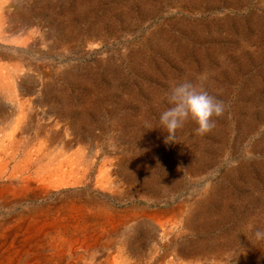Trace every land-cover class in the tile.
Wrapping results in <instances>:
<instances>
[{
  "label": "rangeland",
  "instance_id": "1",
  "mask_svg": "<svg viewBox=\"0 0 264 264\" xmlns=\"http://www.w3.org/2000/svg\"><path fill=\"white\" fill-rule=\"evenodd\" d=\"M201 74L224 115L166 141ZM0 143V178L36 180L0 218L74 244L34 232V264H264V0H0Z\"/></svg>",
  "mask_w": 264,
  "mask_h": 264
},
{
  "label": "bare ground",
  "instance_id": "2",
  "mask_svg": "<svg viewBox=\"0 0 264 264\" xmlns=\"http://www.w3.org/2000/svg\"><path fill=\"white\" fill-rule=\"evenodd\" d=\"M3 30V29H2ZM13 135V134H12ZM16 137V134H15ZM8 138V137H7ZM6 138V139H7ZM9 140V139H8ZM19 142V141H18ZM2 144V143H0ZM3 145V144H2ZM9 147V146H8ZM13 147V146H11ZM16 148V147H15ZM28 148V147H27ZM36 150V149H35ZM44 150V148H43ZM2 151V150H1ZM10 152V151H9ZM41 153V152H39ZM25 154V153H24ZM42 154V153H41ZM44 155V154H42ZM27 156V155H26ZM28 158V157H27ZM38 159V158H37ZM42 159V158H41ZM46 159V158H45ZM4 160V158H3ZM2 161V160H1ZM39 161V160H38ZM66 161V160H65ZM5 162V161H4ZM26 164V163H25ZM41 164V163H40ZM72 164V163H71ZM68 165V164H67ZM39 166V165H38ZM37 166V167H38ZM44 166V165H42ZM28 171V170H27ZM37 171V170H36ZM50 171L48 168H44L43 170H41L39 173L41 174V176L37 177V179L40 182H44L46 179H44L42 176L43 174L45 175L46 172ZM71 172V171H70ZM9 173V172H8ZM55 173V172H54ZM25 176V175H24ZM29 177V176H28ZM17 177L15 174H11L8 177H1L0 178V200H2L4 197L6 198H10L12 201H19V200H23L26 198V196L28 195L29 192H31L32 189V184L34 181H36L35 179L33 180H29V178L27 179V177L22 180L17 182ZM5 181H7L8 183L6 184ZM4 182V183H3ZM51 182V181H50ZM37 184V183H36ZM46 184V183H43ZM63 185V184H62ZM66 186V185H65ZM38 187V186H37ZM46 187V186H45ZM45 189V188H44ZM37 190V189H36ZM43 190V189H42ZM49 189H45L42 192H44L45 194L48 192ZM53 190V189H52ZM40 192V191H39ZM37 194V193H36ZM39 194V193H38ZM44 194V195H45ZM34 195V194H33ZM51 196V195H50ZM35 197H37L35 195ZM39 197V196H38ZM5 198V199H6ZM31 198V196H30ZM48 198V197H47ZM29 200V199H28ZM33 200V199H32ZM46 201V200H45ZM48 201V200H47ZM2 202V201H1ZM0 202V203H1ZM23 202V201H22ZM18 203V202H17ZM39 203V202H38ZM61 203V202H60ZM7 204V202H6ZM37 204V202H36ZM63 204V203H62ZM65 204V203H64ZM68 204V203H66ZM65 204V205H66ZM70 204V201H69ZM19 205V204H18ZM44 205V203H43ZM50 205V204H49ZM74 205V203H73ZM71 205V206H73ZM5 206V205H4ZM7 206V205H6ZM13 206V205H12ZM37 206V205H36ZM59 206V205H58ZM15 207V206H14ZM34 207V206H33ZM61 207V206H60ZM66 207V206H65ZM80 207V206H79ZM78 207V209H79ZM91 207V206H90ZM5 208V207H4ZM45 208V207H44ZM56 208V206H55ZM69 208V207H67ZM99 208V207H98ZM13 209V208H12ZM47 209V208H46ZM59 209V207H58ZM77 209V210H78ZM60 210V209H59ZM65 210V209H63ZM71 210V209H70ZM85 210V208H84ZM100 210V208H99ZM98 210V211H99ZM27 211V210H26ZM26 211L24 213H26ZM32 211V210H31ZM47 211V210H46ZM54 211V210H53ZM92 211V210H91ZM114 211V210H112ZM11 212V211H9ZM33 212V211H32ZM73 213L76 211H72ZM116 212V211H115ZM120 212V211H119ZM17 213V212H16ZM21 213V212H20ZM41 213V212H39ZM49 213V211H48ZM72 213V214H73ZM70 214V213H69ZM68 214V215H69ZM81 214V213H80ZM101 214V213H100ZM13 215V214H12ZM37 215V214H36ZM41 215V214H40ZM61 215V214H60ZM15 216V215H14ZM45 216V213H44ZM62 216V215H61ZM66 216V215H64ZM95 216V213L89 212V213H83L82 214V218L84 217L85 219H92ZM51 217V216H50ZM125 217V216H124ZM37 218V217H36ZM47 218V217H46ZM52 218V217H51ZM78 218V217H77ZM103 218V217H102ZM112 218H118V215H116V213H109V214H105V219L108 221H114L112 220ZM126 218V217H125ZM49 219V218H48ZM67 219V218H66ZM94 219V218H93ZM52 220V219H51ZM71 220V219H70ZM97 220V219H96ZM117 220V219H116ZM38 221V220H37ZM67 221V220H66ZM57 222V221H56ZM84 222V221H83ZM86 222L88 223L89 221L86 220ZM93 222V221H92ZM101 222V221H100ZM106 222V221H105ZM121 222V221H120ZM42 223V222H41ZM44 223V222H43ZM42 223V224H43ZM47 223V222H46ZM60 223V222H59ZM71 223V222H70ZM122 223V222H121ZM124 223V222H123ZM96 224V223H95ZM103 224V223H102ZM82 225V224H81ZM68 226V225H67ZM85 226V225H82ZM89 226V225H88ZM98 225H95L94 227L97 228ZM113 226V225H112ZM36 227V228H35ZM74 227V226H73ZM103 227V226H102ZM27 228V229H26ZM71 228V227H70ZM81 228V227H80ZM83 228V227H82ZM89 228V227H88ZM87 229V228H86ZM92 229V228H91ZM105 229V227H104ZM25 233H28L27 237L24 239L20 237V234L22 235V231H26ZM76 230V229H75ZM74 230V231H75ZM78 230V229H77ZM84 231V230H83ZM35 232L34 236L37 235H50L51 238L53 239L52 235L56 236L54 240H57V242L55 243H51V245H48L49 247H60V246H66V245H74L72 243V241L68 240L67 236V232L68 229L67 227L61 226V224H56L54 225V222L49 223L48 224H44L41 225V227L38 225H36V222L34 220V218L32 216H22L19 215L16 217H14L12 220L10 219H5V218H0V264H4L6 262V264H34L35 262V252H36V248L33 246V237L32 234ZM88 233V232H87ZM80 236V234H79ZM37 236H35L34 238H36ZM42 238V237H41ZM66 238V239H65ZM38 239V238H37ZM36 239V240H37ZM75 239V238H74ZM82 239V238H81ZM73 240V239H72ZM75 242H78V240H76ZM77 244V243H75ZM38 245V244H37ZM41 245V244H40ZM56 245V246H55ZM79 245V244H78ZM39 246V245H38ZM37 246V247H38ZM61 248V247H60ZM43 250V249H42ZM63 254V253H62ZM112 258V257H111ZM94 259V258H93ZM110 259V258H109ZM40 260V259H38ZM47 259L44 260V262L46 263ZM61 261V260H60ZM123 261V260H122ZM160 261V260H159ZM52 262V261H51ZM72 262V261H71ZM81 262V261H80ZM95 262V261H94ZM97 262V261H96ZM99 262V261H98ZM106 262V261H104ZM111 262V260H110ZM109 262V263H110ZM121 262V261H120ZM129 262V261H128ZM40 264L41 261L39 262ZM48 263V262H47ZM57 263V262H56ZM59 263V262H58ZM63 263V262H62ZM78 263V262H77ZM103 263V262H102ZM101 263V264H102ZM122 263V262H121ZM83 264V263H82ZM115 264V261H114ZM130 264V262L128 263ZM133 264V263H132ZM141 264V263H140Z\"/></svg>",
  "mask_w": 264,
  "mask_h": 264
},
{
  "label": "clouds",
  "instance_id": "3",
  "mask_svg": "<svg viewBox=\"0 0 264 264\" xmlns=\"http://www.w3.org/2000/svg\"><path fill=\"white\" fill-rule=\"evenodd\" d=\"M206 78V75L201 74L200 84L184 80L170 87L166 95L170 107L159 116V123L167 132L166 141L174 139L177 129L183 127L184 122L189 119L197 125L198 135H206L216 126L213 118L224 115L225 103L210 95L203 87ZM256 236L264 237V231L258 230Z\"/></svg>",
  "mask_w": 264,
  "mask_h": 264
}]
</instances>
